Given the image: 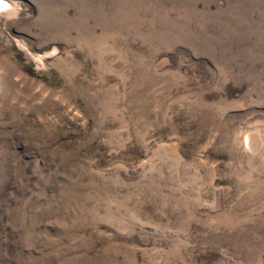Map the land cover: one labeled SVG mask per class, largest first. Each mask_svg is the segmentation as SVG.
<instances>
[{
    "label": "rangeland",
    "instance_id": "374dc122",
    "mask_svg": "<svg viewBox=\"0 0 264 264\" xmlns=\"http://www.w3.org/2000/svg\"><path fill=\"white\" fill-rule=\"evenodd\" d=\"M0 3V264H264V0Z\"/></svg>",
    "mask_w": 264,
    "mask_h": 264
},
{
    "label": "snow or ice",
    "instance_id": "6c2138e0",
    "mask_svg": "<svg viewBox=\"0 0 264 264\" xmlns=\"http://www.w3.org/2000/svg\"><path fill=\"white\" fill-rule=\"evenodd\" d=\"M3 6V4L2 3H0V7H2Z\"/></svg>",
    "mask_w": 264,
    "mask_h": 264
}]
</instances>
